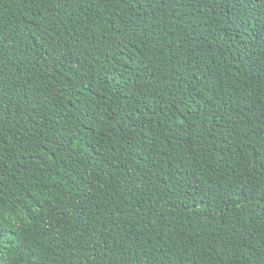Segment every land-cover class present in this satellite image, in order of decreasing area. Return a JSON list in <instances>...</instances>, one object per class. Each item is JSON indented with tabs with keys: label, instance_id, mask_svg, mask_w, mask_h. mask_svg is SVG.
<instances>
[{
	"label": "trees",
	"instance_id": "trees-1",
	"mask_svg": "<svg viewBox=\"0 0 264 264\" xmlns=\"http://www.w3.org/2000/svg\"><path fill=\"white\" fill-rule=\"evenodd\" d=\"M0 264H264V0H0Z\"/></svg>",
	"mask_w": 264,
	"mask_h": 264
},
{
	"label": "snow or ice",
	"instance_id": "snow-or-ice-1",
	"mask_svg": "<svg viewBox=\"0 0 264 264\" xmlns=\"http://www.w3.org/2000/svg\"><path fill=\"white\" fill-rule=\"evenodd\" d=\"M7 209L3 207V205H0V214L6 213Z\"/></svg>",
	"mask_w": 264,
	"mask_h": 264
}]
</instances>
